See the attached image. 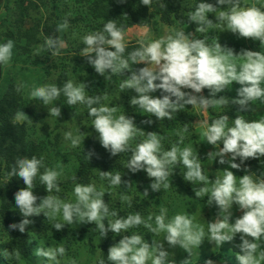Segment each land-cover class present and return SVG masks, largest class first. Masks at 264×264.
Segmentation results:
<instances>
[{
  "label": "clouds",
  "instance_id": "clouds-1",
  "mask_svg": "<svg viewBox=\"0 0 264 264\" xmlns=\"http://www.w3.org/2000/svg\"><path fill=\"white\" fill-rule=\"evenodd\" d=\"M140 3L150 9L153 0H140ZM220 5L227 7L221 9ZM217 10L219 15L215 16L216 20L213 22L208 17ZM189 21L199 25L196 32H204L213 23H219L233 34L258 40L260 45L264 46V9L241 8L239 0H216L215 5L199 0L195 10L189 15ZM68 27L69 21L65 19L61 28L67 30ZM192 36L191 33L177 31L175 35H167L148 43L141 41L140 47L129 52L125 58L127 45L124 29L117 25L116 20H108L101 31L90 32L82 37L85 47L80 55L86 57L88 63L98 74L105 76L106 80L116 74L122 76L125 71L130 72L131 75L124 78L120 84V89H133L138 95L131 98L130 104L161 121L165 118L172 120L175 113L185 105L206 110L227 104L224 96H216L233 82L241 85L237 90L239 98L233 100L240 106L239 113L247 112L253 101L264 102V53L242 50L240 54H234L232 49L222 47L218 38L213 49L207 45L205 39H193ZM46 45L53 55H58L64 47V41L48 37ZM14 46L15 43L11 39L0 43V66L11 60ZM231 56L243 57L244 62L240 65L227 63L228 57ZM140 63L147 66L138 72L133 71L132 65ZM157 81L159 83H156ZM86 87L82 82L76 84L68 80L62 87L56 84L35 87L30 95L40 101L39 104L47 106L49 114L56 118L61 115V109L55 106V102L60 100L61 95L66 98L68 106H87L91 126L98 134L97 139L101 146L112 156L131 150L132 155L125 167L132 173L145 171L147 176L153 179L150 184L153 191L159 192L161 187L167 190L170 187L169 178L179 165L186 169L183 172L185 181L192 184L209 183V176L204 174L197 152L194 154L192 147H180L184 141L182 133L188 131L187 127L178 133V141L169 150L162 148L161 136L155 132L147 133L146 139L138 143L135 149H130V141L137 132L141 135L145 132L137 128L133 118L125 114L116 116L117 108L102 104L100 95H86ZM182 89H191L192 92ZM203 89L209 90V97L193 94H199ZM157 90H161L160 97L152 95ZM49 105L54 106L48 107ZM25 117L29 118L22 110L15 115L17 121H23ZM232 120L233 123L229 125V116L222 115L207 122L203 132L204 140L216 147L219 145L218 151L209 153V157L213 160L219 157V163H227L229 168L224 169L223 175L212 181L211 189L203 187L194 191L198 198L208 194L207 204H215L220 210L216 219L208 223L207 240L220 247L225 242L233 241L239 233L241 243L237 247L242 253L237 254L239 264H261V261H264V246L260 243L264 241V181H254L251 174H245L239 177L237 183V176L230 169H240L249 158L264 157V119L247 121L241 114ZM148 123L152 121L149 120ZM78 133L73 135L71 131L64 132V139L70 141L72 148L83 144L84 139L81 140L80 137L85 138V135L79 128ZM92 154L86 153L88 160ZM226 154H230L227 159ZM237 158L240 160L239 164L235 162ZM245 171L247 172V169ZM98 172L100 180H106L110 187L121 186L122 175L119 172ZM11 176L22 178L26 185L15 193L16 206L24 219L19 224L10 225V228L21 232L31 223L29 217L43 213L48 220L62 214L63 222L51 224L56 230L63 229L65 224L95 223L101 237H105L108 232L116 235L128 233L129 229L143 225L154 235L165 233L163 240H166L170 247L178 245L190 255L192 248L200 247L205 240L204 229L194 228L189 215L176 214L169 219L166 208H161L160 213L154 216V224L149 223L153 221V215L145 219L139 211L127 217L119 216L116 210H110L108 203H105L103 197L106 191L103 188L98 190L94 183H77L73 189L76 202H62L59 197L50 195L53 191H61L58 183L61 172L45 167L43 157L21 156L15 161ZM37 177L48 193L47 196L39 198V204L38 197L33 192L34 180ZM143 195L147 197L148 191L145 190ZM233 204L238 205L243 215L236 218L234 223H230ZM109 216L114 219L109 220L105 226L103 221ZM3 253L4 251L2 255ZM65 253L63 246L47 249L40 247L36 250L37 256L46 257L48 262L55 261L56 264H59L58 257H63ZM168 253L164 250L162 242L157 244L153 241L150 245L142 235L133 233L124 235L117 244L109 248L107 260L113 264H148V261H151V264H168ZM188 261L186 259L181 264H188ZM99 264L105 262L100 260ZM207 264L212 262L208 261Z\"/></svg>",
  "mask_w": 264,
  "mask_h": 264
},
{
  "label": "rangeland",
  "instance_id": "rangeland-1",
  "mask_svg": "<svg viewBox=\"0 0 264 264\" xmlns=\"http://www.w3.org/2000/svg\"><path fill=\"white\" fill-rule=\"evenodd\" d=\"M32 0H26L24 7L28 9L24 10L23 16L19 14L21 8L19 3L21 0H14L13 3H9L7 0H0V43H4L11 39L14 41L15 46L13 48V55L11 60L0 66V88L9 82L16 83L20 92L24 93L23 97L26 100L22 106V111L28 117H34L29 119L25 117L23 121L28 122V140L30 142H43L48 143L49 149L41 152L44 157L45 167L54 168L61 172L58 183L61 188L59 193L53 191L50 195H55L65 203H75L76 198L73 193V189L77 183L90 184L94 183L97 189L103 188L106 191L103 199L105 203H108L110 210H116L121 217H127L129 214H134L139 211L141 216L147 219L149 215H153V221L149 223L154 224V216L160 213L161 208L167 209L168 218L171 219L176 214L189 215L193 221L194 228L202 227L204 229V241L199 246L192 248L191 255L178 245L170 247L166 240H163L165 233L161 232L154 235L150 233L143 225L129 229L128 233L116 235L112 232L107 233V237L110 238V247L117 244L124 235H131L133 233L140 234L151 245L154 242L159 244L163 243L164 250L168 253V264H181L182 261L188 259V264H201L210 259H216L218 257H224L232 264H239L237 260V254H242L237 247L240 241V234H236L233 241L225 242L220 247H216L214 242H209L208 236V223L213 222L219 214V208L213 204L209 206L207 204V195L202 197H196L194 190H199L203 187L212 188V181L216 177L223 175V170L229 168L227 163L220 164L219 157L212 159L209 157V153L218 151L219 145L214 146L207 143L204 140L203 132L206 130L207 122H211L214 119L219 118L222 115L229 116V125L233 123L232 118H236V115L243 114V118L247 121H255L264 119V102L253 101L251 108L247 112H238L240 106L235 104L233 100L238 99L237 90L241 87L236 82L232 85H228L221 93H218L216 98L224 96L228 101L227 104L201 110L191 105H186L188 117L190 121V127L184 125V121L181 117H174V121L168 123L167 135L165 141L164 150H169L178 139V133L187 127L188 131L183 132L184 141L180 145L181 149L184 147H192L194 154H198L201 160V167L204 170V174L209 176V183L203 182L191 183L185 181L183 178V172L186 169L183 165L177 166L172 176L169 178L170 187L165 190L161 187L159 192L153 191L150 184L153 182L152 178L147 175H139L133 178L132 172L126 168V164L129 159L124 157H117L118 162L121 164L120 174L122 175V184L120 187H110L108 182L101 181L99 178L98 168L96 171L89 173L86 180H82L81 170L82 167L78 163L77 151L80 144L76 148H72L70 141L64 139V132L71 131L73 135H78V128L80 132L85 135L81 136V140H85L86 137L93 134L91 122L83 118L85 114V105L69 106L67 113L64 109V103L61 100L55 102V106L60 107L61 115L55 117L49 114L47 106L39 104L40 101L31 97V91L38 86L45 84H56V80L59 76L67 74L68 80H72L74 83H84L87 89H96L103 86V89L107 90L112 86L110 83L123 82L121 78H111L106 80L105 76L99 74H89L84 71L80 66V62L84 58L81 56V52H76V49L83 44L82 37L90 32L99 31V29L91 27V24L85 20L86 14L76 17L70 16L75 12L76 8H80L84 0H61L57 5L50 3V0H42L47 2L43 4L40 1H35L32 4ZM186 0H183V4H186ZM192 2V1H191ZM190 2V3H191ZM205 2L216 4V0H205ZM69 7L64 9L65 4ZM190 6V4H189ZM239 6L244 7H259L264 9V0H239ZM221 9L227 7L226 5H220ZM11 8L13 10L11 11ZM184 8V7H181ZM74 14V13H73ZM219 15V10L215 13L209 14V19L215 22V16ZM70 16V17H69ZM77 18L75 21L74 19ZM65 19L69 21V27L67 30L61 28ZM58 20L60 21L59 28V40L64 41V47L60 49L58 55H53L52 51L46 45V39L37 43L35 47H29V50L25 48L27 41L34 42L38 36L35 34L28 40L26 34H28L33 28L34 24L45 23L46 21ZM62 22V23H61ZM199 25L196 22H190L189 24H182L175 22L173 25H169L160 20L159 17L154 18L149 24L144 26H132L125 30L126 45L140 44L141 41L148 43L151 40L166 37L167 35H175L177 31H184L186 34H193V39H205L207 45L214 49L217 38L222 47L230 48L234 54H240L242 50L260 51L264 53V46L260 45L258 40L252 38H242L237 34H233L230 30L225 29L219 23H213L211 27L205 29L204 32H196ZM32 49V51H31ZM226 55V53H221ZM227 63H234L240 65L243 61V57L231 56L228 57ZM144 66H147L143 63ZM155 67V66H153ZM117 89V88H116ZM116 89L109 95L112 99H116L120 96ZM18 90V91H19ZM125 90V89H124ZM128 90V89H127ZM186 92H192L191 89H182ZM19 92V93H20ZM88 92V91H87ZM133 92V91H132ZM103 93V91H102ZM87 94V93H86ZM135 94V92H134ZM195 95H203L209 97V90L203 89L201 93ZM106 105H109L106 103ZM49 105L48 107H53ZM25 109H28L25 111ZM30 113V115H28ZM45 116L44 123L36 121L38 116ZM165 120H168L167 118ZM161 121V120H159ZM22 122V121H21ZM164 123L158 124L157 129H161ZM158 133V132H157ZM59 136V137H58ZM162 136V135H161ZM61 141L59 145L58 141ZM133 142V141H130ZM222 148V143L220 144ZM230 154H226V159ZM126 157V156H125ZM236 163H240L239 158L236 159ZM248 162L253 165L249 167ZM247 169V172L245 171ZM234 175L237 176V183L239 177L245 174H251L254 181H264V157L260 159L249 158L240 167V169H230ZM43 171V169H41ZM9 174V173H8ZM88 174V173H87ZM11 176L7 175L3 177L4 182H9ZM37 179H39L37 177ZM3 182V183H4ZM26 186L17 185L18 188L13 193L14 210L17 211L18 207L15 202V193ZM14 189V190H15ZM145 190L148 191L147 197L144 196ZM46 191V189H45ZM47 192V191H46ZM110 192V193H107ZM48 195V193H47ZM46 195V196H47ZM127 197L128 199H124ZM129 201L131 206H129ZM1 204V201H0ZM1 207V205H0ZM2 209V208H1ZM0 209V212H1ZM232 216L230 223H234L235 219L243 215V211L238 208V205L233 204L231 209ZM42 223L44 224V232L39 234L34 232L30 235L28 245H32L31 257L22 255L19 249L13 245L7 238L6 233L3 230L1 221L4 218V214L0 213V264H56L55 261H49L46 257L37 256L36 250L38 248L48 247L56 248L63 246L66 249V253L63 257H58L59 264H99L100 260H104L103 245L105 243V237H101L100 232L96 229L95 223H75L73 225L65 224L61 230H56L51 224L62 221V214H58L51 220H48L43 213ZM221 215H223L221 213ZM114 219L109 216L105 220V226L108 221ZM60 239V240H59ZM264 246V241L260 242ZM109 247V248H110ZM4 251L3 255L2 252ZM109 264L113 262L109 261ZM151 264V261H148ZM264 264V261H261Z\"/></svg>",
  "mask_w": 264,
  "mask_h": 264
},
{
  "label": "trees",
  "instance_id": "trees-1",
  "mask_svg": "<svg viewBox=\"0 0 264 264\" xmlns=\"http://www.w3.org/2000/svg\"><path fill=\"white\" fill-rule=\"evenodd\" d=\"M7 1L9 3H13L14 0ZM25 1L26 0H21L18 6L19 8H21V11L19 12L21 16L25 14L23 13L24 10L26 12V10L28 9V7H24ZM35 1L37 0H32V4H35ZM61 1L63 2L64 0ZM186 1V4H183V0H153V3L149 9L148 6L140 3V0H84V3H82L80 8H76L75 12H73L74 14L72 13L70 16L75 15L76 17H78L83 16L85 13V20H87V22L91 24L92 28H95L97 26L96 29H99V31L102 30L103 25L108 20H116L117 25L119 27H122L124 31L132 26L147 25L156 17H159L161 21L169 25H173L176 21L182 24H189L191 22L189 21V15L195 10L199 0ZM41 2L45 5L47 4V2H44L42 0ZM49 2H52L55 5L60 3L59 0H50ZM64 4V9L67 10L69 5L66 3ZM12 10L13 8H11V11ZM74 20L76 21L77 18H75ZM59 25L60 21L58 20H52V23L47 20L45 23L40 22V24H34L33 28H31L30 32L26 34V36L28 37V40H30V38L35 34L38 36V38L34 42L27 41V45L25 46V48L29 50V47H35L37 44L35 42L39 43L42 40L41 36L43 38L53 37L59 39V33L57 31ZM84 47L85 45L82 44L76 49V52H81ZM138 47H140V44L127 45L126 51L124 53L125 58L127 57L129 52ZM80 66L89 74H98L95 69L88 63L86 57L82 59V61L80 62ZM143 67H145L143 63L133 64L132 70L138 72L139 69ZM129 75H131V73L125 71L122 76L116 74L112 76V79H123ZM66 81H68V78L67 74L65 73L64 75L57 78L56 85L62 87ZM121 83L122 81L119 83H110L112 86L108 90L106 88L103 89V86H100L97 89L96 87L90 90L87 89L88 93L86 95H91L93 97L96 95H100L102 97V104L106 105L107 103L109 104L107 106H115L117 108V112L115 113L116 116L125 114L126 116L133 118L137 128L145 132L143 135L137 132L136 136L132 140L133 142H130V149H135L138 143L147 138V133L149 132H158L157 134H160V136L162 135L161 144L163 148L165 146L166 137L164 136L167 135L168 123L170 124L172 121H174V118L172 120H165V118L164 120L159 121L154 115L150 116V114L144 113L142 110L137 109L136 106H132L130 104V100L132 97L137 96L138 94L133 89L121 90ZM156 83H159V81H157ZM115 89V93L119 92L120 96L114 100L109 95ZM18 90L19 89L17 84L13 82H9L0 88V209L2 208L0 213L4 214V218H2L1 224L4 232L7 235V238L13 245H15L19 249V252L22 255L29 258L32 254V245H28L30 235L34 232H38L39 234L44 232V224L42 223L43 221L41 220V215H34L32 217H29L31 223L25 227L24 232H21L18 229L10 228V225L19 224L24 219L19 209L17 211L14 210L15 204L12 201L13 193L18 190V188L15 189V187L17 185L26 186L22 178L18 176L12 177L11 173L13 168L15 167V161L18 158H20L21 156H26L28 158H31L32 156H36L37 158L43 157L41 152L49 149V147L47 142H30L28 140V122H21L15 119L16 113L22 109V106L26 102L23 97L24 93H21L20 90ZM152 95L154 97H160L161 90H157L155 93H152ZM60 100L62 101V103H64L63 106L65 112L67 113L69 106L66 104V98L61 95ZM85 107L86 111L83 115V118L91 122V119L87 114L88 108L87 106ZM27 110L28 109H25V111ZM28 115H30V113ZM174 117H181L183 121L185 118L184 125L188 126V123V128L190 127L186 105L185 107L180 108L179 111L175 113ZM29 118L34 119V117L31 116ZM37 120L41 123H44L45 116L40 115L37 117L36 121ZM149 120H151L152 123H148ZM160 123L164 124H162L161 129L158 130L157 127ZM92 129L93 134L86 137V139L83 141V144L80 145L77 151L78 163L82 167L80 174L82 176V180H86L89 173L96 171L97 168L99 169V171H112L113 174H115L116 172H120L121 164L118 162L117 157H124V159L126 160V158L130 159L132 155V152L130 150L128 152L118 154L117 156H112L106 149L101 146L99 140L97 139L98 134L96 133L93 126ZM60 142L61 141H58L57 145H59ZM87 152L93 153L90 160H88L87 158ZM248 165L249 167H252L253 164L251 162H248ZM7 175L11 176V178L9 179V182H4L3 177H6ZM139 175L144 176L147 175V173L143 170H140L132 174L133 178H136ZM34 185L35 187L33 189V192L38 197L37 204H39V198L45 197L47 195V192L45 191L44 185L40 183L39 179L36 178L34 180ZM105 223H107L106 219ZM109 233L110 232H108V234ZM104 241L105 243L103 245V250L105 253L103 255V261L105 262V264H109V261L107 260L108 250L110 247L109 236L107 237L106 235ZM216 259H219L221 261H229L221 256Z\"/></svg>",
  "mask_w": 264,
  "mask_h": 264
},
{
  "label": "water",
  "instance_id": "water-1",
  "mask_svg": "<svg viewBox=\"0 0 264 264\" xmlns=\"http://www.w3.org/2000/svg\"><path fill=\"white\" fill-rule=\"evenodd\" d=\"M208 261H211L212 264H232L230 261H221L219 259H210ZM208 261L201 263V264H207Z\"/></svg>",
  "mask_w": 264,
  "mask_h": 264
}]
</instances>
